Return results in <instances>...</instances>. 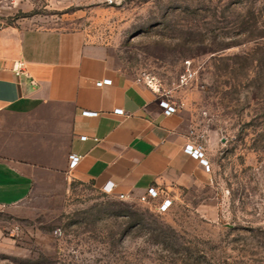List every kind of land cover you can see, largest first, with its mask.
I'll list each match as a JSON object with an SVG mask.
<instances>
[{
  "label": "rangeland",
  "instance_id": "374dc122",
  "mask_svg": "<svg viewBox=\"0 0 264 264\" xmlns=\"http://www.w3.org/2000/svg\"><path fill=\"white\" fill-rule=\"evenodd\" d=\"M16 25L105 45L177 106L210 170L161 186L165 212L90 181L35 184L0 210V264H264V0H0V29Z\"/></svg>",
  "mask_w": 264,
  "mask_h": 264
},
{
  "label": "crops",
  "instance_id": "0c3cea01",
  "mask_svg": "<svg viewBox=\"0 0 264 264\" xmlns=\"http://www.w3.org/2000/svg\"><path fill=\"white\" fill-rule=\"evenodd\" d=\"M188 143L183 114H165L156 88L117 69L105 45L77 31L0 29V210L55 178L128 197L187 182L205 172ZM72 154L82 156L73 169Z\"/></svg>",
  "mask_w": 264,
  "mask_h": 264
},
{
  "label": "built area",
  "instance_id": "2783aa9c",
  "mask_svg": "<svg viewBox=\"0 0 264 264\" xmlns=\"http://www.w3.org/2000/svg\"><path fill=\"white\" fill-rule=\"evenodd\" d=\"M15 71L17 72V74H25V62L23 60H18L15 63L14 66ZM194 72L193 71H187L184 76H182L181 78V83L182 84H186L188 83L191 79H193L194 77ZM112 81L110 79H105L102 81L98 82V85H102V84H110ZM161 105L164 107L165 109V114L167 115H171L175 112L178 111L177 106L171 102L169 99H165L163 98L161 100ZM124 110L122 109H116V112L119 114H123ZM85 114H94L93 112H88L86 111ZM83 139L86 138V136H82ZM185 151L189 154H191L192 156H194L195 158H200L201 162L204 164L205 168L207 170H210V164L209 161L206 159V151L204 148L203 144H195V143H188L185 146ZM82 156L78 155V154H72L70 155V168H74L76 167L80 160H81ZM105 192L107 193H113L114 188L113 186L107 185L105 186V188L103 189ZM120 198H125L126 195L124 194H119ZM143 201H147L150 199H155V198H162V201L159 205V211L161 212H165L167 210L170 209L171 205H172V199L168 196V193L161 187V186H151L148 188V190L140 197Z\"/></svg>",
  "mask_w": 264,
  "mask_h": 264
}]
</instances>
